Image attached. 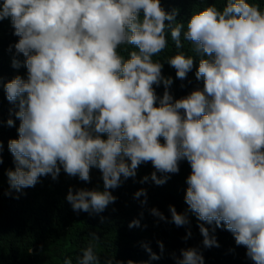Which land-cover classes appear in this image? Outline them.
I'll list each match as a JSON object with an SVG mask.
<instances>
[{
	"label": "clouds",
	"instance_id": "9594fccd",
	"mask_svg": "<svg viewBox=\"0 0 264 264\" xmlns=\"http://www.w3.org/2000/svg\"><path fill=\"white\" fill-rule=\"evenodd\" d=\"M176 15L160 0H2L0 20H10L27 69L3 83L19 120L17 137L8 140L9 189L19 193L46 174L55 180L61 168L88 181L98 168L102 189L69 187L65 199L73 211L100 213L116 199L109 189L135 178L140 164L154 168L141 183L162 185L186 160L187 207L178 212L169 204L170 222L189 225L194 215L205 248L219 246L215 229L223 227L245 246L246 257L264 264V10L226 0L222 8L194 10L187 21ZM166 30L177 50L181 35L191 43L195 77L203 80L180 98L169 91L173 79L162 75L163 63L153 60L166 46ZM122 44L135 46L127 58L117 52ZM166 62L183 80L194 56L177 51ZM11 64L19 68L21 61L13 56ZM13 123L10 115L6 124ZM133 197L147 202L144 188ZM149 212L169 219L156 207ZM139 224L133 218L128 227ZM190 235L189 226L183 239ZM89 236L80 254L62 264H101L98 236ZM157 245L163 253V242ZM142 247L150 259L160 258L147 243ZM172 256L175 264H204L198 246ZM103 264L148 261L109 256Z\"/></svg>",
	"mask_w": 264,
	"mask_h": 264
},
{
	"label": "trees",
	"instance_id": "16d2710c",
	"mask_svg": "<svg viewBox=\"0 0 264 264\" xmlns=\"http://www.w3.org/2000/svg\"><path fill=\"white\" fill-rule=\"evenodd\" d=\"M225 2L226 0H160L166 11L177 9V22L187 21L194 10L203 9L210 4L222 8ZM248 2L264 10V0ZM13 31L9 19L0 20V264H62L65 256L74 260L87 245L89 234L93 232L98 236L94 241V251L101 264L109 256L121 261L131 259L148 261V264H175L172 254L180 256V249L190 246L200 248L204 264H254L246 257L245 246L237 245L227 229L216 228L215 236L219 246L205 248L201 243L202 235L194 215L189 214V225L176 226L170 222L169 204L174 205L178 212L187 207L184 201L187 186L185 178L191 169L186 160L179 162V171L170 174L162 185L154 184L151 179L141 183V177L150 174L154 168L150 161L140 164L135 178L128 177L118 187L109 189L116 199L100 213L73 211L65 199L69 187L73 191L77 188L102 189L103 182L98 168L90 169L88 181L69 176L61 168L55 180L46 174L35 185L25 187L19 193L9 189L6 169L13 168L14 164L8 150V140L17 137L19 120L14 115L13 105L6 99L3 83L17 74L24 77L27 72L22 63L23 54L16 53L14 48L19 37L13 35ZM166 40L165 48L155 54L153 60L158 59L163 63L162 75L172 77L173 83L169 91L173 97L180 98L196 87L202 88L203 80L197 81L195 77L198 60L191 50V43L181 35V49L177 50L167 30ZM9 45L13 47L9 49ZM132 50H135V46L130 44H122L117 48L118 54L125 58ZM177 51L194 56L193 68L183 80L176 77L175 68L166 62V58ZM13 56L21 61L19 68L12 67ZM154 88L157 96L163 94V84L154 85ZM10 109L13 112L10 113ZM10 115L14 121L12 126L6 124ZM159 139L163 143V138ZM157 175L160 173L157 172ZM139 188H144L147 194V202L143 206L139 203L143 197H133V193ZM6 191L9 194L6 195ZM152 207L158 208L169 219L159 220L151 215L149 209ZM133 218L139 219L140 224L129 228L128 224ZM189 226L191 235L185 240L183 237ZM157 240L163 242V253H160ZM142 243H147L160 258L150 259Z\"/></svg>",
	"mask_w": 264,
	"mask_h": 264
}]
</instances>
